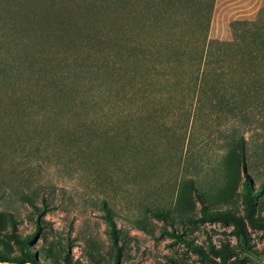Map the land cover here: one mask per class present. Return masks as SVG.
Here are the masks:
<instances>
[{
	"label": "rangeland",
	"instance_id": "1",
	"mask_svg": "<svg viewBox=\"0 0 264 264\" xmlns=\"http://www.w3.org/2000/svg\"><path fill=\"white\" fill-rule=\"evenodd\" d=\"M47 2L42 10L87 35L106 28V0ZM249 3L239 13L217 3L210 36L231 39V20L257 13ZM0 15L7 29L10 11ZM66 41L38 42V56H55ZM90 41L80 38L70 61L80 46L103 57L105 43ZM100 81L83 82L80 115L13 112L0 123V264H264V124L235 128L245 132V167L238 144H227L229 123L194 124L182 93L158 110L159 95L138 87L125 107L121 87L102 99ZM38 225L22 247L17 238Z\"/></svg>",
	"mask_w": 264,
	"mask_h": 264
},
{
	"label": "trees",
	"instance_id": "2",
	"mask_svg": "<svg viewBox=\"0 0 264 264\" xmlns=\"http://www.w3.org/2000/svg\"><path fill=\"white\" fill-rule=\"evenodd\" d=\"M106 1L111 8L105 12L106 28L92 36L87 35L89 28L75 25L62 13L42 10L47 0H0V11H10L7 29L0 15V123L13 121V112L30 113L37 120L57 119L64 108L80 115L85 80H103L105 102L121 87L125 107L134 101L138 87L146 88L145 97L159 95L154 102L158 110L182 93L188 97L182 103L191 107L188 119L194 124L229 123L227 144H238L247 167L245 132L238 136L235 128L264 124V4L254 18L231 20L232 38L221 39L210 36L216 0ZM51 3L58 8L66 0ZM97 4L101 6L96 1L92 6ZM86 35L89 44L105 43L104 56L97 58L80 46L70 61L67 53ZM52 38L70 41L62 43L67 48L55 56H38L42 51L37 43ZM249 183L247 179V188ZM39 230L38 225L34 233L17 240L25 247ZM176 236L189 242L182 234Z\"/></svg>",
	"mask_w": 264,
	"mask_h": 264
},
{
	"label": "crops",
	"instance_id": "3",
	"mask_svg": "<svg viewBox=\"0 0 264 264\" xmlns=\"http://www.w3.org/2000/svg\"><path fill=\"white\" fill-rule=\"evenodd\" d=\"M256 1L258 2L259 8L264 4V0H256ZM227 2L230 5H227ZM249 2H250V0H217L216 4L218 3V5L220 4V6H233L234 8L238 9L235 13H239V12H241L244 9V7ZM249 6H250V3H249Z\"/></svg>",
	"mask_w": 264,
	"mask_h": 264
}]
</instances>
